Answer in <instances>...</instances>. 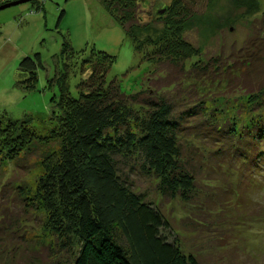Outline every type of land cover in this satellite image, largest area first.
I'll list each match as a JSON object with an SVG mask.
<instances>
[{
	"label": "trees",
	"instance_id": "obj_1",
	"mask_svg": "<svg viewBox=\"0 0 264 264\" xmlns=\"http://www.w3.org/2000/svg\"><path fill=\"white\" fill-rule=\"evenodd\" d=\"M250 1L235 0L241 6ZM103 2L141 62L150 65L145 88L125 94L115 79L107 82L112 57L97 51L81 61L86 77L72 98L69 66L62 63L60 76L46 81L58 92L50 98L55 112L48 134L30 128V115L14 120L0 113V167L42 170L33 188L9 187L25 212L38 214V241L69 253L71 261L56 264H199L175 233H164L169 226L158 202L139 193L127 171L147 178L158 198L183 202L194 198L197 175L211 160L215 167L236 168L240 178H264V76H253L256 69L264 72V14L237 53L203 63L191 60L199 49L184 38L191 16L179 0L158 18L166 20L165 36L144 42L134 35L144 26L135 14L138 0ZM62 16L61 11L56 25ZM60 55H74L65 40ZM167 67L171 76L163 73ZM40 68L38 54L20 59L16 87L33 91ZM241 91L247 103L227 114L223 107L238 97L225 98Z\"/></svg>",
	"mask_w": 264,
	"mask_h": 264
},
{
	"label": "rangeland",
	"instance_id": "obj_2",
	"mask_svg": "<svg viewBox=\"0 0 264 264\" xmlns=\"http://www.w3.org/2000/svg\"><path fill=\"white\" fill-rule=\"evenodd\" d=\"M15 1L18 0H0ZM103 1L34 0L0 11V113L5 112L14 120L30 115V128L38 135L48 134L54 125L50 121L54 111L50 98L58 92L56 85L47 87L46 81L58 78L63 72L62 63H67L68 92L77 98L76 85L86 77V71L80 72L81 61L97 51L112 57L107 82L115 79L125 94L145 88L150 65L141 62L131 40L109 17ZM172 1L138 0L135 14L144 25L134 30L139 42L158 41L165 36L166 20L158 18L166 15H155V11ZM179 1L191 16L184 25V38L199 49V55L191 60L203 63L237 53L256 33L253 26L264 14V0H253L245 6L235 0ZM61 11L63 16L56 25ZM63 40L74 53L69 60L60 55ZM34 54H38L42 68L35 72V89L26 92L15 85L17 63ZM160 68L163 67L157 70ZM171 71L167 67L163 73L170 72L171 76ZM253 76L262 78L264 72L256 69ZM245 93L226 97L231 101L235 96L238 99L224 106V111L231 114L236 104H246ZM187 139L195 145L199 143L197 139ZM214 163L208 161L201 175H197L196 193L190 202L160 199L147 178L132 174L124 165L120 170L131 175L139 193L149 200L156 199L169 226L164 233L169 238L175 233L182 249L193 254L199 264H264V178L258 173L240 178L236 168L228 164L215 167ZM208 168L214 170L209 173ZM25 170L9 164L0 167V264L71 261L67 251L38 241V214L32 209L25 212L27 208L16 200V190L10 189L11 184L35 186L42 170Z\"/></svg>",
	"mask_w": 264,
	"mask_h": 264
},
{
	"label": "water",
	"instance_id": "obj_3",
	"mask_svg": "<svg viewBox=\"0 0 264 264\" xmlns=\"http://www.w3.org/2000/svg\"><path fill=\"white\" fill-rule=\"evenodd\" d=\"M29 1H31V0H18L15 2L4 3V4L0 5V11L5 9V8L11 7V6H15V5L22 4V3H27ZM165 11H166V7L164 9L158 10L157 14L163 15L165 13Z\"/></svg>",
	"mask_w": 264,
	"mask_h": 264
}]
</instances>
